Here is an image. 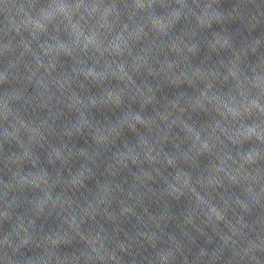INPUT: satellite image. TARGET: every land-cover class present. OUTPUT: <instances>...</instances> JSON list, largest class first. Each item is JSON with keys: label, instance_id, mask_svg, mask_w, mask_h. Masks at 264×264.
I'll return each mask as SVG.
<instances>
[{"label": "clouds", "instance_id": "obj_1", "mask_svg": "<svg viewBox=\"0 0 264 264\" xmlns=\"http://www.w3.org/2000/svg\"><path fill=\"white\" fill-rule=\"evenodd\" d=\"M0 264H264V0H0Z\"/></svg>", "mask_w": 264, "mask_h": 264}]
</instances>
